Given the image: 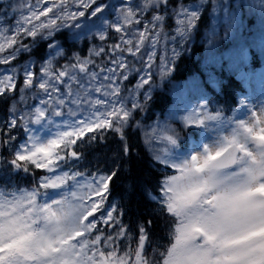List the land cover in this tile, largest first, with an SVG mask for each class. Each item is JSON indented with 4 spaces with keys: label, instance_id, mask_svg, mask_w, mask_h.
Returning <instances> with one entry per match:
<instances>
[{
    "label": "snow or ice",
    "instance_id": "obj_1",
    "mask_svg": "<svg viewBox=\"0 0 264 264\" xmlns=\"http://www.w3.org/2000/svg\"><path fill=\"white\" fill-rule=\"evenodd\" d=\"M40 2L36 0L35 5L27 8L29 16L21 17L24 23H19L13 37L5 35L0 39V54L6 48L11 49L0 55V64L9 63L21 49L27 50L26 44L13 47L21 34L32 38L41 32L51 35L57 29L77 25L80 18L95 23L110 16L113 8L110 0L106 3L52 0L50 7L38 11ZM149 2L144 0L145 6ZM73 6L74 11L71 10ZM49 12L51 16L47 17ZM89 13L93 18L90 21L87 19ZM117 16L115 26L108 24L106 30L95 34L102 44L89 47L88 56L74 53L59 68L53 66L51 59L45 60L39 76H34L31 67L23 68L19 102L25 103L26 92L33 88L36 89L32 93L34 97H40L42 93L46 99H40L39 106L33 110H19V121L16 117L17 102H13L9 109L11 117L6 122L9 133L18 123L27 132L30 123L47 119L50 114H61L65 108L75 114L86 103L100 105L105 111L98 112L95 118L80 121L71 131L64 132L46 146L37 147L29 137L15 150L11 160L13 168L28 171L27 164L31 162L37 168L51 171L59 165L57 162L78 157L79 154L72 150L74 135L81 136L93 128H112L117 120L126 117L115 103L121 91L125 90L122 82L128 81L133 72L146 73L141 82L150 79L156 54L145 51L143 47L151 32L145 26L143 30L138 27L143 23L135 8L129 10L128 3H125L117 10ZM40 17H45V20ZM109 29L118 34L117 43H105ZM101 55L105 57L104 61L95 63L92 57ZM90 65L93 66L91 69ZM18 71L15 67L9 68L0 75V95H7L14 89ZM61 84L63 91L59 87ZM73 85L78 87L74 90ZM93 92L102 98H93ZM257 123L259 127L245 126L244 130L264 148V118H259ZM15 139L9 135L2 144L8 145ZM58 145H63V148ZM61 152L65 154L61 155ZM241 155L250 159V166L242 170L246 179L227 183L216 177L218 169L236 164ZM112 176L100 175L94 179L87 195L106 192ZM41 181L46 188L56 186L59 178L41 177ZM163 192L166 209L177 221L175 242L167 249L163 264H264V151L254 154L243 143L230 139L224 147L210 151L202 158L193 155L190 163L177 168ZM104 199L100 196L98 200L84 202L81 195L76 202L59 201L41 207L36 203L35 191L23 197L3 198L0 200V264H145L142 255L144 232H140L139 247L125 251L123 255L118 253L116 241L125 235V229L114 215V207L110 210L105 208L106 216L102 212L100 220L105 224L111 221L117 225V230L114 235L101 240L102 230L97 227V218L92 216V212L97 210L98 204L105 207ZM54 205L59 207L54 209ZM89 216L91 219L85 222ZM74 237H79V240ZM101 242L103 249L99 247Z\"/></svg>",
    "mask_w": 264,
    "mask_h": 264
},
{
    "label": "rangeland",
    "instance_id": "obj_2",
    "mask_svg": "<svg viewBox=\"0 0 264 264\" xmlns=\"http://www.w3.org/2000/svg\"><path fill=\"white\" fill-rule=\"evenodd\" d=\"M162 1L163 0H150L147 6H145L144 0H110V3L113 5L111 15L103 17L95 23H88L84 18H80L77 25L57 29L51 35H46L45 32H41L35 38H32L21 34L13 47L26 44L28 45L27 50L21 49L18 55L9 63L0 64V75L5 74L7 69L14 67L19 69L18 72H20L22 76L23 68L31 67L33 70V60L28 59L25 63H19L17 60L29 54L31 50L41 42H44L47 48L44 54V61L51 59L53 66L59 68L58 59L62 50L55 36L63 29H71L73 36L76 34V42L80 45L88 38V43L85 44L84 54V56H88L89 47L102 44V42L95 37V34L106 30L108 24H113L115 26L118 20L117 10L125 3H128L129 10L135 8L139 12L143 24L138 25V27L143 30V26H145L146 29L151 32V36L146 37L144 41L143 47L145 51L155 53L156 56L151 67V78L143 79L141 82V78L146 73L141 72L139 74L133 72L129 77L130 79L135 76L133 87L130 91L125 93L121 91V94L116 98V105L126 113L124 119L117 120L116 126L113 125V128L118 129L122 125V121L129 118L131 113L141 110L142 106L145 104L144 102H147L151 98L155 88L157 86L160 87L166 75L170 74L175 61L193 47V29L201 14L206 8H210V25H208L209 28L206 33L202 54L201 74L194 75L185 81L170 85L171 93L173 94V106L169 113V110L166 111L164 118H161L159 114L156 113V118L154 117V120L142 126L141 134L145 146L155 161L170 166L175 170L190 163L193 155L202 158L206 156L208 152L216 151L224 147L230 139H235L243 143L254 154H259L261 151H264V148L259 146L244 130L245 126L259 127L260 125L257 123L258 119L264 118V63L253 75H246L245 72L241 71L242 69L240 70L241 76L245 78L248 91L246 95L242 96L238 106L231 113L230 117L211 113L206 102L200 99L202 96L200 80L204 79L207 82L213 83L218 79V74L224 73L219 72V70H224L225 68L238 70L239 68L245 67L250 55V47L259 51L261 62H264V0H178L175 6L170 5L163 8L160 7ZM56 2H59V0H56ZM71 2L72 0H68V3ZM96 2L106 3L108 0H96ZM51 3L52 0H41L37 10L42 11L44 7H50ZM35 4L36 0H20L5 13L1 14L0 39L5 35L13 37L19 23H24L21 17L29 16L27 8ZM23 5H25V7H23ZM172 7L173 9L170 11ZM71 10L74 11L75 6H73ZM135 14L136 13L133 12V15ZM170 15H172L171 18L174 24L169 30H164L162 29V23H164ZM46 16L50 17L51 12L47 13ZM40 19L43 21L45 17H40ZM87 19L89 21L93 19L90 13ZM32 23H35V21H32ZM222 40L224 44H222ZM117 42L118 34L115 33L114 29H109V34L106 37L105 43L114 44ZM50 45L52 47H50ZM9 51H11V49L6 48L5 52L0 55H5ZM142 51L144 50L142 49ZM125 55L127 56L128 54L125 53ZM144 58L147 59V56L145 55ZM92 59L95 63L99 64L104 61L105 57L103 55L98 57L94 56ZM129 60L131 61V57H129ZM92 67V65L89 66L90 69ZM139 67L140 65L137 64V68ZM39 75L40 72L38 76ZM83 82L86 83L87 81ZM124 82H122V84ZM59 87L61 91L64 90L63 84ZM77 87V85H73L74 90ZM35 91V88L27 91L26 102L20 103L16 107L18 109L16 112L17 119L20 115L19 110H33L39 106L40 99H46V97H43L42 93L40 97H34L32 93ZM92 97H100V94L93 92ZM104 111L105 109L100 105L86 103L82 105L75 114H72L68 108L63 109L61 114H50L47 119H41L38 123H30L26 132V139L12 145L11 151L15 153L18 146L21 143L27 142L29 137L32 138L37 147L46 146L51 141L62 136L64 132L71 131L80 121L95 118L98 112L103 113ZM175 115V118L179 117L178 119L183 122L184 126H199L200 128V139H190L188 144L189 149L184 150L181 148L178 135L174 134V130H171L169 126L170 120ZM174 119H172V121ZM193 121H201V123L196 124L193 123ZM249 166L250 159L241 155L237 165L233 169L218 171L215 172V175L218 179L227 183L241 182L246 179V173L242 170ZM66 167L63 169L53 167L51 171L39 168L45 171V178H52L53 180L59 178L56 186L45 188L46 193L43 195L41 207L52 205L54 202L59 201L76 202L81 195L84 196V202H87L89 199L98 200L100 196H104L105 207H100L98 204V211H93L92 216H94L96 212H105V208L110 210L114 207L116 211L117 206L115 203H107L105 196L106 192L102 191L100 193L87 195L88 189L92 187L93 180L100 175L108 174L101 173L96 176L87 177L77 174L75 164ZM169 178L165 179L163 189L167 187ZM44 182L48 181L45 180ZM49 183L51 184V181ZM13 196L18 197V194H13ZM13 196L6 197L0 193V200L3 198L12 199ZM152 198L167 203L163 190L159 196L152 195ZM57 207H59V205L53 206L54 209ZM100 215L101 214L95 217L97 218V227L103 230L111 221L105 224L100 220ZM90 219L91 216L87 217L85 222ZM93 232H95V229H93ZM114 234L115 232L109 235ZM121 235H123V233H121ZM105 236H108V234ZM123 237L125 236H121L117 239V245ZM74 239L79 240V237H74ZM101 240L103 241L102 238ZM99 247L101 249L104 248L102 242Z\"/></svg>",
    "mask_w": 264,
    "mask_h": 264
},
{
    "label": "trees",
    "instance_id": "obj_3",
    "mask_svg": "<svg viewBox=\"0 0 264 264\" xmlns=\"http://www.w3.org/2000/svg\"><path fill=\"white\" fill-rule=\"evenodd\" d=\"M19 1L0 0V14ZM176 2L178 0H163L160 7L175 6ZM172 9L173 7L170 11ZM209 13L210 8H206L193 29V47L175 61L170 74L166 75L160 87L155 88L151 98L144 102L139 112L131 113L129 118L122 121L118 129L96 128L86 131L81 136L74 135L75 143L72 145V150L79 154L78 157L66 158L65 161L57 162L58 169L75 164L78 174L88 177L99 173L112 176V173H115L108 181L105 196L107 203L116 202L115 216L125 229V237L118 242L117 251L123 255L125 251L139 247L140 232H144L145 243L142 255L145 264H163L167 249L175 242V223L177 222L175 217L168 212L164 201L153 200L149 194L152 192L158 195L165 179L174 175L176 170L151 157L142 138L141 128L154 120L156 113L164 118L166 111L170 112L173 106L171 84L201 74L202 54L208 25H210ZM171 16L162 23V29L169 30L174 24ZM75 35L73 36L71 29H63L56 34L55 38L62 50L58 59L59 67L63 66L74 53L81 57L84 56L88 38L80 45L76 42ZM222 44H224L223 40ZM46 49L44 42L38 43L29 54L20 57L19 62L25 58L26 60L32 59L35 63L34 76H38ZM249 49L250 55L245 67L238 70H233V68L219 70L224 73L218 74V79L213 83L204 79L200 80L201 95L207 102L211 113L230 117L242 96L247 94L245 78L240 77V70L251 75L257 72L264 63L261 62L258 50L252 47ZM134 82L135 76L125 81L122 84L125 89L122 93L130 91ZM22 86L23 76L18 74L14 89L7 95H0V193L6 197H12L13 194L23 197L35 191L36 203L41 206L44 188L40 180L45 175V171L31 162L27 164L28 171H24L23 168H13L11 165L14 154L9 151V148L27 137L26 131L19 126V123L10 133L6 126L11 114L9 109L12 108L13 102H17L16 107L20 104ZM175 117L176 115L172 119ZM178 118L173 121L171 119L169 126L171 130H174V134L178 135L181 148L188 149L190 139L199 140L201 131L199 126H184ZM9 135L16 139L11 140L8 145L2 144V141L8 139ZM58 147L63 148V145H58ZM64 154L61 152V155ZM20 163L23 164V161ZM116 230L117 225L109 223L102 230V234H97H101V238L104 239L105 235L116 232Z\"/></svg>",
    "mask_w": 264,
    "mask_h": 264
},
{
    "label": "water",
    "instance_id": "obj_4",
    "mask_svg": "<svg viewBox=\"0 0 264 264\" xmlns=\"http://www.w3.org/2000/svg\"><path fill=\"white\" fill-rule=\"evenodd\" d=\"M236 164H234V165H232V166H230V167H228V168H223V169H218V170H225V169H229V168H232V167H234Z\"/></svg>",
    "mask_w": 264,
    "mask_h": 264
}]
</instances>
